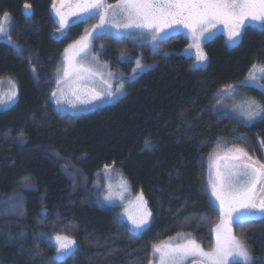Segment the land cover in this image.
<instances>
[{"label":"trees","instance_id":"trees-1","mask_svg":"<svg viewBox=\"0 0 264 264\" xmlns=\"http://www.w3.org/2000/svg\"><path fill=\"white\" fill-rule=\"evenodd\" d=\"M25 3L30 15L23 13ZM52 4L0 0V16L12 18L10 42H0V79L13 77L17 83L16 102L0 111V202L13 195L20 179L34 181V188L22 192L23 217L14 219L11 238L0 236V264H148L152 246L180 232L210 247L220 214L207 188L206 158L220 141L251 153H259L260 144L264 148V119L241 124L212 110L213 96L264 61V33L245 27L234 46L222 35L212 37L201 45L207 60L197 68L196 56L182 53L188 46L182 34L166 37L155 49L129 37L107 39L102 57L113 68L126 74L133 68L118 60L125 50L151 67L128 82L116 101L69 116L56 110L48 95L62 51L82 26L56 38ZM255 96L264 101V94ZM65 160L89 184L101 168L114 166L143 195L149 227L133 235L114 208L90 203V193L71 192L60 168ZM234 229L261 264L264 219ZM52 233L75 240L70 254L57 256Z\"/></svg>","mask_w":264,"mask_h":264},{"label":"snow or ice","instance_id":"snow-or-ice-1","mask_svg":"<svg viewBox=\"0 0 264 264\" xmlns=\"http://www.w3.org/2000/svg\"><path fill=\"white\" fill-rule=\"evenodd\" d=\"M26 15H30L31 5L24 4ZM56 15L59 17V30L68 26L70 17H82L85 20L99 18L92 31L103 29L106 24H111L117 31L111 33L103 31L101 35H109L117 40L124 38L121 29L127 30L129 36H150L154 49L158 48L157 42H163L169 30L175 31L179 27L188 30L191 35L193 46L197 49V63L202 64L207 56L200 48V42L205 34H211L218 25H223L227 30L229 41L236 43L242 35V29L246 22L254 24L264 33V0H117V3L110 5L106 0H59V7L53 4ZM111 13L112 19H109ZM9 21L8 13L0 16V34L5 33L4 22ZM88 35L77 45L70 46L74 50V56L84 60L89 57ZM10 39V38H9ZM18 54L21 49L16 48ZM67 51V50H66ZM84 53V55H81ZM73 58L66 57L67 66L60 69L63 72L61 79L65 85L75 84L85 75L96 77L101 75L99 71H93L82 63H72ZM91 62L97 61L96 56L90 57ZM136 70L143 71L146 67L140 59H136ZM34 71V69H33ZM264 74V66L253 65V71L248 79H257L255 72ZM113 74L108 73V77ZM100 83L104 86L102 90L93 89L90 96L81 99L79 90L70 86L69 91L80 103H90L92 100L102 98L111 99L117 94H122L124 84L120 83L113 90L112 84L107 79L101 78ZM264 94V85H261ZM232 92V86L226 90ZM57 96L56 92L52 93ZM64 95L61 90V96ZM16 92L10 94L9 99H14ZM5 103L0 100V105ZM60 103V100H57ZM69 104L74 102L69 99ZM237 111L246 122H251L257 117L264 119V105L254 99L243 101L237 105ZM23 144V136L20 137ZM216 161H222L216 167V177L211 182V194L219 203L220 222L215 226L216 240L213 247L208 251L191 234H178L175 241H168L153 246V254H159V264H185L189 258L190 264H235L238 259L242 264H255L253 256L244 240L233 234L232 224L237 223L241 227L256 219H264V163L253 159L243 148L228 149L223 155H217ZM107 170V166H106ZM110 197L105 196L108 200ZM143 211L137 216L129 214V220L133 225V235L143 230L148 224V217L151 213L147 211L143 195L138 197ZM57 248V256L68 255L75 245V240L68 236L57 234L54 237ZM264 264V261L261 262Z\"/></svg>","mask_w":264,"mask_h":264},{"label":"rangeland","instance_id":"rangeland-1","mask_svg":"<svg viewBox=\"0 0 264 264\" xmlns=\"http://www.w3.org/2000/svg\"><path fill=\"white\" fill-rule=\"evenodd\" d=\"M108 3V2H107ZM115 3H108L110 5H114ZM53 4H56L57 7H59V0H53ZM53 4L51 6V13L53 17L55 18V21L57 23V30L55 31V37H62L68 31L70 28L69 26L71 24H81L82 26V32L81 34L71 42H69L66 47L63 49L61 58L59 61V64L57 68L54 71L53 74V85L50 88L49 91V99L55 106L56 110L69 115H79L82 113L90 112L96 109H99L107 104H110L114 101H116L118 98H120L123 94H117L111 99L108 98H102L99 100H92L90 103H80L76 100L74 96L70 94L69 87L75 86L78 88L81 99H85L90 96V93L93 89L95 90H102L103 85L100 83L101 78L107 79L109 83L112 84L113 90L119 86L120 83L125 85L130 82L131 80H134L141 72L140 70H136V74H133V70L136 69V59H140L138 54H135L130 51H124L122 54L118 57L119 62H128L132 63L133 68L126 74L123 73L118 68H113L107 61H105L102 57V53L104 51L105 42L107 39H115L112 38L109 35H101L103 31H108L111 33H115L117 30L111 26V24H106L103 29H96V31H92L93 27L99 23V18L91 19V20H85L82 17L73 16L70 17L68 20V26L64 28L63 30H59V17L56 15V11L53 8ZM31 12V10H29ZM23 13H25V9L23 7ZM9 16V15H8ZM109 19H112L111 13L109 14ZM5 26V33L6 34H0V42H10V30L12 27V18L9 16V21L4 22ZM245 27H251L256 28L254 24H251L249 22H246ZM260 30V29H259ZM243 31V29H242ZM122 34L124 37H129L130 39L134 41H142L149 45H151L153 48V42L151 41L150 36H129L127 35V30L121 29ZM88 35V49L87 52L90 54L88 58L84 60H80V57L74 56V50H70V46L77 45L78 41H81L85 35ZM174 34H182L184 37L188 39V46L183 50V54L186 56H196L197 57V49L193 46V41L191 38V35L188 33L187 29H184L183 27L177 28L175 31L169 30L168 36L174 35ZM222 35V36H221ZM214 36H221L222 40L226 42L228 46H234L238 42L233 43L229 41L227 30L224 29L223 25H218L215 29L212 30L211 34H205V38L201 40L200 42V48L203 42L208 41ZM166 38V37H165ZM158 43V42H157ZM67 50V51H66ZM81 55H84V53H81ZM96 56L98 59L95 63L91 62L90 57ZM66 57L73 58L72 63H82L87 67H91L93 71H99L101 75H97L96 77H89L87 75L84 76L83 79H80L75 84L65 85L61 77L63 76V72L60 71L63 67L67 66L68 61L66 60ZM195 57V58H196ZM205 62L202 64L197 63V59H195L192 63L193 68L197 67H203ZM254 65H257V67L264 66V61L262 63H256ZM147 67L145 68V70ZM253 71V66L249 69L245 77L238 81L236 84L229 85L232 86V92L229 94L226 90L229 88V86H225L221 88L220 90L215 93L212 100V106L211 109L214 111H217L219 113H223L228 115L229 117L235 119L237 122L244 124V125H251L252 123L261 120V118L257 117L255 120L251 122H246L242 116L238 114L237 111H234L237 105H240L243 101L248 99H254L260 104L264 105V101L260 100L259 97L255 96V93H262L261 85H264V74L260 73L259 71L255 72V75L257 79L255 81H251L248 79L250 73ZM108 73H112L113 75L111 77H108ZM61 90H63L64 95L61 96ZM15 91L16 96L14 99H9L10 94ZM56 92L57 96L53 97L52 93ZM60 100V103H57V100ZM71 99L74 103L69 104L68 100ZM0 100H4L5 103L0 105V111L9 109L17 100V83L13 77H5L0 79ZM243 148L240 146H234L227 144L225 141H220L216 148L209 154V156L206 158V171H207V179L206 184L207 188L209 190V194L211 197V202L213 206L219 210V203L215 200V197L211 194V182L216 177V167L218 164H222V161H216L215 157L217 155H223L224 152H226L228 149L231 148ZM246 152H248L249 156H251L253 159L260 161L261 163H264V148L260 144V151L259 153H251L245 148H243ZM51 154L55 159L57 158V155L48 152ZM65 163L61 166V171L66 176L67 180L69 181L71 192L76 191H83L85 193H90L92 195L90 203L106 207V208H114L116 211L117 219L121 222H124L127 224V227L133 232V225L131 221L129 220V214L132 216H137L139 212H142L144 209L141 206L140 201L138 200V197H140L142 194L140 191L134 192L129 184V181L126 179V177L119 171L114 168V166H106L101 168L100 171L96 174V180L93 181L92 184L88 183L87 176L75 165H73L69 160H65ZM34 188V181L31 177H24L20 179L17 183L15 192L13 195H11L9 198L3 200L0 202V236H7V239L11 238L9 237L10 229L13 227L14 219L22 218L23 217V195L22 192L26 189H32ZM259 195H264V193H259ZM109 196L110 198L108 200H105L104 197ZM144 200V198H143ZM145 202V200H144ZM146 204V202H145ZM147 211H149L147 204H146ZM150 212V211H149ZM220 214V212H219ZM151 216L148 217V224L144 227L143 230L138 231L137 233L143 232L146 228L149 227L151 223ZM220 220L218 221V223ZM217 223V224H218ZM216 224V225H217ZM16 225V224H15ZM215 225V226H216ZM234 225L236 226L237 223L232 224V231L233 234L235 232ZM213 228V243L210 247L204 246L201 244L196 238L197 242L201 244V246L205 249V251H208L211 247L214 246L215 240H216V234ZM9 228V229H8ZM136 233V234H137ZM178 234H190L188 232H180L177 234H174L172 236H169L168 238L164 239L163 241H160L157 244H163L168 241H175ZM56 233L50 234L51 241L56 246V242L54 240ZM63 235V234H62ZM65 235V234H64ZM235 235V234H234ZM68 236V235H65ZM69 237V236H68ZM72 239L71 237H69ZM237 238H239L237 236ZM241 239V238H239ZM74 240V239H72ZM243 240V239H241ZM154 246V245H153ZM153 246H152V252L150 261L148 264H159L158 255L159 254H153ZM74 246L70 250V252L73 250ZM65 255H61L58 257H63ZM195 258H189V261H186L185 264H190L191 260ZM230 264H233L232 261H230ZM235 264H242L241 261L238 259L235 261Z\"/></svg>","mask_w":264,"mask_h":264},{"label":"flooded vegetation","instance_id":"flooded-vegetation-1","mask_svg":"<svg viewBox=\"0 0 264 264\" xmlns=\"http://www.w3.org/2000/svg\"><path fill=\"white\" fill-rule=\"evenodd\" d=\"M77 24H71L70 26H69V28H71V27H73V26H76ZM259 219V218H258Z\"/></svg>","mask_w":264,"mask_h":264}]
</instances>
